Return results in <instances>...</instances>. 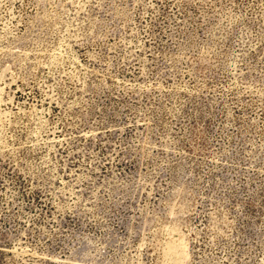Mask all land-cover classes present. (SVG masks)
Wrapping results in <instances>:
<instances>
[{"label": "rangeland", "instance_id": "1", "mask_svg": "<svg viewBox=\"0 0 264 264\" xmlns=\"http://www.w3.org/2000/svg\"><path fill=\"white\" fill-rule=\"evenodd\" d=\"M0 264H264V0H0Z\"/></svg>", "mask_w": 264, "mask_h": 264}]
</instances>
